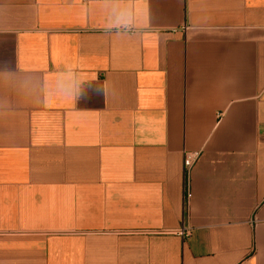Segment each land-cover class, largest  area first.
Segmentation results:
<instances>
[{"label": "crops", "instance_id": "obj_1", "mask_svg": "<svg viewBox=\"0 0 264 264\" xmlns=\"http://www.w3.org/2000/svg\"><path fill=\"white\" fill-rule=\"evenodd\" d=\"M0 264H264V0H0Z\"/></svg>", "mask_w": 264, "mask_h": 264}, {"label": "built area", "instance_id": "obj_2", "mask_svg": "<svg viewBox=\"0 0 264 264\" xmlns=\"http://www.w3.org/2000/svg\"><path fill=\"white\" fill-rule=\"evenodd\" d=\"M198 152L194 151H185L183 157V167L184 171L188 172L190 166L192 165L193 161L196 159ZM181 234H188L189 228L187 226H183L179 231Z\"/></svg>", "mask_w": 264, "mask_h": 264}, {"label": "clouds", "instance_id": "obj_3", "mask_svg": "<svg viewBox=\"0 0 264 264\" xmlns=\"http://www.w3.org/2000/svg\"><path fill=\"white\" fill-rule=\"evenodd\" d=\"M141 7H144L141 5ZM110 10L112 11V14L115 18V21H120L121 23L117 25L118 27L124 26V19L127 15V5L125 4H118L115 8H112L111 5H109Z\"/></svg>", "mask_w": 264, "mask_h": 264}, {"label": "rangeland", "instance_id": "obj_4", "mask_svg": "<svg viewBox=\"0 0 264 264\" xmlns=\"http://www.w3.org/2000/svg\"><path fill=\"white\" fill-rule=\"evenodd\" d=\"M74 234H78V232H73Z\"/></svg>", "mask_w": 264, "mask_h": 264}]
</instances>
